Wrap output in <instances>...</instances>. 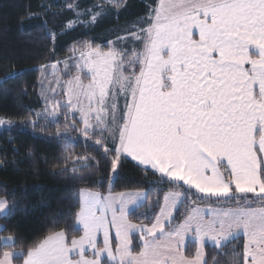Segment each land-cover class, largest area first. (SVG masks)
<instances>
[{
  "label": "snow or ice",
  "instance_id": "snow-or-ice-1",
  "mask_svg": "<svg viewBox=\"0 0 264 264\" xmlns=\"http://www.w3.org/2000/svg\"><path fill=\"white\" fill-rule=\"evenodd\" d=\"M96 7L90 23L103 15ZM124 31L107 51L88 42L73 48L76 74L56 81L65 100L53 99L45 118L57 117L60 108L78 114V120L65 114L64 132L56 135L70 138L71 128L98 146L113 177L130 157L173 187L186 185L185 192L165 195L163 206L157 200L148 223L137 224L130 216L152 205L146 192L82 191L72 214L82 235L69 239L64 230L53 231L19 249L15 236L0 237L6 249L0 264H209L208 241L225 257L213 264H264V0H154ZM11 123L0 118V125ZM79 171L62 167L58 174L82 181ZM193 189L200 201L238 206L206 215L192 208L177 223L178 205ZM11 207L0 199V218ZM241 234L239 247H232Z\"/></svg>",
  "mask_w": 264,
  "mask_h": 264
},
{
  "label": "trees",
  "instance_id": "trees-1",
  "mask_svg": "<svg viewBox=\"0 0 264 264\" xmlns=\"http://www.w3.org/2000/svg\"><path fill=\"white\" fill-rule=\"evenodd\" d=\"M148 2L152 0H123V5L116 8L108 0H0V118L12 121L11 125H0V199H6L10 206L14 204L10 214L0 218V228H7L0 231V237L15 236L18 249L38 243L53 231L64 230L69 239L79 237L81 232L72 214L79 210L82 191L102 195L146 192L152 205L130 216L137 224L148 223L157 200L162 206L165 195L185 192V186L173 187L126 158L109 189L111 173L107 161L98 154V146L80 138L74 130H67L73 135L71 139L57 136V129L64 132L65 122L51 126L42 115L41 65L70 58L73 48H80L84 42L106 46L145 15ZM69 3L73 4L72 9L67 7ZM96 6L104 10V15L90 23L89 13L96 14ZM69 22H74V26L69 27ZM49 33L56 34L54 41ZM30 120L38 126L33 127ZM69 153L73 159L65 161ZM80 155L94 160L76 162L75 157ZM84 165L89 167L85 169ZM73 166L84 180L73 179L71 172L58 174L60 168ZM192 192L186 193L187 200L178 207L177 223L192 208L238 206L234 201H200ZM242 239L231 246L239 247ZM139 243L138 236H133L134 250ZM186 250L191 253L194 248L187 246ZM205 253L209 264H213V258L225 259L219 249L209 245Z\"/></svg>",
  "mask_w": 264,
  "mask_h": 264
},
{
  "label": "rangeland",
  "instance_id": "rangeland-1",
  "mask_svg": "<svg viewBox=\"0 0 264 264\" xmlns=\"http://www.w3.org/2000/svg\"><path fill=\"white\" fill-rule=\"evenodd\" d=\"M110 1V0H108ZM146 2L148 0H145ZM111 3V2H110ZM154 3V0H152V2H148V5H152ZM109 4V2H108ZM112 5H114L113 3H111ZM115 6V5H114ZM102 12L104 13V10H102ZM95 15V14H92ZM104 15V14H103ZM79 18H81V15H79ZM91 19V16H90ZM74 26V22L71 23V25L69 27H73ZM126 35V33L124 34H120L118 37H124ZM116 41L117 39H114L112 42H110L109 44H107L106 46H100L99 48L102 51H107L110 47L116 45ZM106 47V48H104ZM79 56V52H74L73 55L70 58L61 60L62 63L58 64L56 66L55 69H52L51 67L47 68L43 74L40 73V88H39V97L40 100L43 104V111H42V115L45 117V111H46V107H50L53 99L55 100H61L62 102L65 100V97L59 95L61 88L57 86L56 81L59 80L60 84H63L64 81L71 79L72 76H74L76 74V68H75V64L77 62V58ZM67 61V67L64 66L63 62ZM53 63H50L48 65H51ZM54 73V74H53ZM81 77L82 79L84 78V73H81ZM51 82V83H49ZM87 81L85 80V83ZM52 89H55V91L53 92ZM65 114H67L69 119L75 118V119H79L78 114H76L75 117H73V114L71 112L65 113V109L64 108H60L59 109V115L55 118L49 117L46 118L47 122H49L50 124H52L51 126H57L59 124V122L62 120L63 122L67 123L68 121L65 120ZM53 120H55V122H53ZM64 127V125H63ZM69 130H72L71 128H69ZM77 135H79V133L77 132ZM67 137H70L68 139L73 138V135H69L67 134ZM80 138H83L79 135ZM110 143V141H109ZM115 178L113 177L111 174V178L109 181V189L112 188V186L114 185L115 182Z\"/></svg>",
  "mask_w": 264,
  "mask_h": 264
},
{
  "label": "crops",
  "instance_id": "crops-1",
  "mask_svg": "<svg viewBox=\"0 0 264 264\" xmlns=\"http://www.w3.org/2000/svg\"><path fill=\"white\" fill-rule=\"evenodd\" d=\"M126 159H128V160H130V161H132L133 163H135V164H137L138 165V163L136 162V161H133L130 157H128V158H126ZM139 166V165H138ZM140 167H142V166H140ZM185 187L187 188V186L185 185ZM192 191H195L194 189L192 190ZM88 192H90V191H88ZM93 193H97V192H93ZM137 192H127V193H124V194H127V195H135ZM101 197H108L110 194L111 195H116V194H119V193H111V192H108L107 194H104V195H102V194H100V193H98ZM171 194L172 193H169V194H167L168 196H171ZM207 199V198H206ZM163 204H164V201H163ZM181 205V203L178 205V207ZM163 206V205H162ZM197 208H199L200 209V211H201V214H208V213H210L211 211H213V210H215V211H217V212H220V211H228V210H232V209H235V208H213V207H197ZM174 215H175V213H174ZM1 231V230H0ZM81 232V231H80ZM81 235H82V232H81ZM134 236H138V234H134ZM241 237H242V234H241ZM78 238V237H77ZM243 238V237H242ZM207 245H209V246H212V247H215L214 246V244L211 242V241H208L207 242V244H206V246ZM186 247H187V244H186Z\"/></svg>",
  "mask_w": 264,
  "mask_h": 264
}]
</instances>
